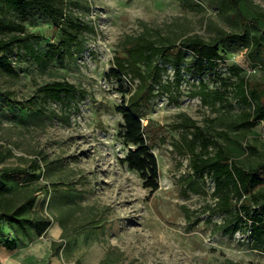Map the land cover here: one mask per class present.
Returning <instances> with one entry per match:
<instances>
[{
    "label": "rangeland",
    "instance_id": "374dc122",
    "mask_svg": "<svg viewBox=\"0 0 264 264\" xmlns=\"http://www.w3.org/2000/svg\"><path fill=\"white\" fill-rule=\"evenodd\" d=\"M62 4L70 18L89 28L67 47L59 46L61 31L42 13L26 10L22 16L0 1V39L11 35L7 23H20L38 36L29 40L35 52L47 55L41 63L14 47L13 71L0 64V168L27 170L12 176L5 192L45 188L32 209L49 221L41 235L31 230L17 238L20 248L0 257V264H264V252L250 239L251 221L243 219L237 232L225 234L236 221L235 211L222 212L213 178L197 175L192 163L224 149L232 162L262 180L241 196L231 192L232 202L249 204L252 194L264 196V120L245 121L243 114L254 103L243 104L234 89L247 78L251 88L264 90V48L252 45L253 38L264 37V0ZM220 31L237 39L223 43L221 60L202 73L188 50L179 75L171 63L159 58L152 63L159 67L155 77L150 72L154 91L137 109L158 164V190L149 191L122 162L127 147L116 108L128 96L106 74L133 38L176 45L197 36L216 44ZM54 81L77 92L60 102L44 101L38 88ZM136 84L128 75L121 86L133 90ZM198 133L215 145L204 149ZM55 223L61 232L53 241L49 229ZM2 225L9 228L5 220ZM36 245L37 257L23 258Z\"/></svg>",
    "mask_w": 264,
    "mask_h": 264
},
{
    "label": "trees",
    "instance_id": "16d2710c",
    "mask_svg": "<svg viewBox=\"0 0 264 264\" xmlns=\"http://www.w3.org/2000/svg\"><path fill=\"white\" fill-rule=\"evenodd\" d=\"M5 8L12 9L22 16H26V10H36L42 13L50 20L52 27L61 31V39L58 44L62 47L74 43L78 35L88 31V26L70 18L64 11L62 0H0ZM264 26V23H262ZM6 29L11 33L8 38L0 39V64L4 65L9 71L12 70L10 54L14 47L22 48L33 59L43 63L47 57L41 56L35 52L29 40L38 39V36L27 33L20 23H7ZM237 39L235 35L224 34L220 31L219 42L210 44L197 36L185 37L178 44L168 43L160 44L147 37L139 36L133 38L122 50L121 55L114 58L115 68H111L106 76L111 77L119 85V91L123 97L128 96L123 101V106L116 108L121 115L123 124L121 126V138L127 147V153L122 162L126 163L130 170L137 172L143 181V187L149 191L158 190V164L156 157L151 152L152 144L146 137L147 126H145L137 109L142 104L147 103L154 91V85L149 80L150 72L155 77L159 67L152 66L154 59L159 58L163 63H171L174 73L179 75L181 66L185 57L184 50L190 51L193 57V66L197 71L203 72L206 65H215L221 60L220 46L226 41ZM252 45L254 50L264 48V37L253 38ZM59 50V47H58ZM59 57L64 55L59 52ZM238 70V68H231ZM130 75L132 80H137L138 84L133 90H124L122 83L124 77ZM241 101L245 105H252L249 112H245L243 117L246 122L257 123L264 120V104H261V97L264 96V90L251 88L247 78H240L235 84ZM76 88L67 83L54 81L46 83L38 88V93L44 101L51 100L60 102L63 98L74 96ZM125 99V98H124ZM19 106L29 109L21 105ZM199 139L206 143L202 147L207 149L215 142L205 138L198 133ZM1 157V154H0ZM1 160V158H0ZM194 171L201 176L204 173L210 174L214 180L215 192L219 195L220 208L224 213H230L233 208L235 219L230 224V230H225V234H232L240 229V224L245 221H251L250 239L255 247L264 252V196L261 194H252L248 199L249 204L241 203L236 205L231 200L230 193L238 196L246 193L249 187H255L262 183V180L255 176L254 170L246 166H239L230 160L224 149H218L213 157L206 159L202 157L194 158ZM27 172L25 168L20 167H1L0 168V234L2 233V221L5 220L9 228L12 229L14 238L6 239L3 246L13 251L17 248L18 239L28 237L30 231L36 235L49 226V221L39 212L32 209L35 203V195L41 191L25 189L23 192L12 195L6 194V182L16 174ZM252 205L259 206V210L253 209ZM233 264V262H229Z\"/></svg>",
    "mask_w": 264,
    "mask_h": 264
},
{
    "label": "crops",
    "instance_id": "0c3cea01",
    "mask_svg": "<svg viewBox=\"0 0 264 264\" xmlns=\"http://www.w3.org/2000/svg\"><path fill=\"white\" fill-rule=\"evenodd\" d=\"M4 228V231H5V234L7 235L6 238L4 237H0V257L2 258H9L11 255H13L20 247H19V244L17 245V248L13 251H9L7 250L4 246H3V243L6 241V239H12L14 238V235H13V231L11 228H8L7 226L3 227ZM1 230V229H0ZM50 233H52V240L55 241L56 237L60 234V230H59V226L57 223L53 224L50 229H49ZM3 234V231L2 233ZM38 250V247L37 245L35 246V248L33 247L29 249L28 252H26V254L23 256V258L25 259H28V260H31V259H34V257H37V253L36 251ZM35 252V253H34ZM4 260V259H3ZM2 264V262H1Z\"/></svg>",
    "mask_w": 264,
    "mask_h": 264
}]
</instances>
